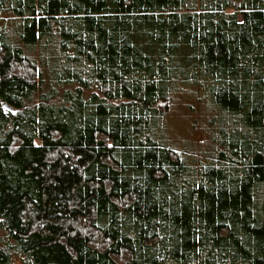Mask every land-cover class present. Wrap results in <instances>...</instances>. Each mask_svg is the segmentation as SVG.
<instances>
[{"label": "trees", "instance_id": "1", "mask_svg": "<svg viewBox=\"0 0 264 264\" xmlns=\"http://www.w3.org/2000/svg\"><path fill=\"white\" fill-rule=\"evenodd\" d=\"M0 264H264V0H0Z\"/></svg>", "mask_w": 264, "mask_h": 264}, {"label": "rangeland", "instance_id": "2", "mask_svg": "<svg viewBox=\"0 0 264 264\" xmlns=\"http://www.w3.org/2000/svg\"><path fill=\"white\" fill-rule=\"evenodd\" d=\"M199 88H180L168 101L166 134L168 141L179 151L198 156L207 140V113L198 102Z\"/></svg>", "mask_w": 264, "mask_h": 264}]
</instances>
